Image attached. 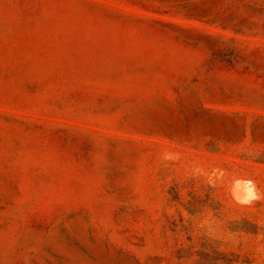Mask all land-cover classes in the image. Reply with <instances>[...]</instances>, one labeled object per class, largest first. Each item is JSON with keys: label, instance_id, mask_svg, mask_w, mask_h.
Instances as JSON below:
<instances>
[{"label": "rangeland", "instance_id": "374dc122", "mask_svg": "<svg viewBox=\"0 0 264 264\" xmlns=\"http://www.w3.org/2000/svg\"><path fill=\"white\" fill-rule=\"evenodd\" d=\"M0 264H264V0H0Z\"/></svg>", "mask_w": 264, "mask_h": 264}, {"label": "bare ground", "instance_id": "6f19581e", "mask_svg": "<svg viewBox=\"0 0 264 264\" xmlns=\"http://www.w3.org/2000/svg\"><path fill=\"white\" fill-rule=\"evenodd\" d=\"M234 187L237 190V195L234 199L236 203L239 205H252L255 202V199L257 198V194L253 191L251 186H248L245 182L243 181H236ZM252 190V197H249L248 195V190Z\"/></svg>", "mask_w": 264, "mask_h": 264}, {"label": "water", "instance_id": "95a60500", "mask_svg": "<svg viewBox=\"0 0 264 264\" xmlns=\"http://www.w3.org/2000/svg\"><path fill=\"white\" fill-rule=\"evenodd\" d=\"M232 193H233V196L236 197V195H237V190H236L235 187H233V189H232Z\"/></svg>", "mask_w": 264, "mask_h": 264}, {"label": "clouds", "instance_id": "9594fccd", "mask_svg": "<svg viewBox=\"0 0 264 264\" xmlns=\"http://www.w3.org/2000/svg\"><path fill=\"white\" fill-rule=\"evenodd\" d=\"M248 195H249V197L254 198V197L252 196V190H251V189L248 190Z\"/></svg>", "mask_w": 264, "mask_h": 264}]
</instances>
